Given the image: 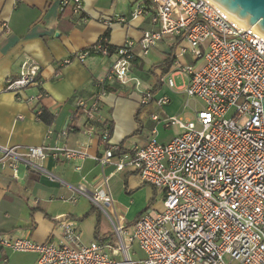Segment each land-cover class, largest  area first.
Listing matches in <instances>:
<instances>
[{
    "label": "built area",
    "instance_id": "built-area-1",
    "mask_svg": "<svg viewBox=\"0 0 264 264\" xmlns=\"http://www.w3.org/2000/svg\"><path fill=\"white\" fill-rule=\"evenodd\" d=\"M153 7V29L109 51L108 38L74 55L83 63L89 55L114 57L106 74L94 83V94L76 103L88 125L99 121L104 86L132 84L130 68L167 40L173 54L172 67L160 82L174 89L172 76L184 79L183 94L199 101L202 109L193 120L175 116L155 124L177 127L179 134L159 143L154 127L146 144L124 152L110 145L107 130L100 136L105 145L93 160L114 173L131 169L160 196L161 209L145 211L130 228L112 223L113 243L81 244L74 221L57 223L59 238L38 244L27 238L0 235V248L33 253L37 264H139L129 250L133 244L143 253V264H264V35L248 28L210 0H148ZM61 10L80 15L79 0H61ZM142 13L137 5L133 16ZM104 24L109 25L106 19ZM66 60L64 64H68ZM41 69L33 60L22 63L18 77L6 81L4 91L19 97L41 83ZM141 106L153 102L159 109L169 103L164 95L154 99L138 91ZM43 95L39 94L38 98ZM233 110L230 117L228 113ZM67 132L61 133L66 137ZM83 161L84 147H5L0 145V168L17 179L19 165L54 177L43 168L46 158ZM110 177V176H109ZM109 177L102 189L91 194L77 189L110 220L113 199Z\"/></svg>",
    "mask_w": 264,
    "mask_h": 264
},
{
    "label": "crops",
    "instance_id": "crops-1",
    "mask_svg": "<svg viewBox=\"0 0 264 264\" xmlns=\"http://www.w3.org/2000/svg\"><path fill=\"white\" fill-rule=\"evenodd\" d=\"M79 1L81 13L75 15L68 9L62 13L61 0H0V145L84 147L89 155L83 161L46 158L43 168L54 180L22 164L18 166L17 179L10 180L11 171L0 168V235L27 238L38 244L56 241L57 224L50 219L58 222L87 214L90 211L87 203L91 208L95 206L76 190L91 194L102 189L103 180L109 176L113 199L110 220L106 218L109 225L99 221L100 240H95L93 230L86 234L85 222L72 220L81 234V244L102 240L113 243L112 223L120 221L130 228L145 211L161 209L160 195L143 184L136 172L125 169L114 173L112 166L102 170L93 157L103 154L105 145L100 136L109 125L110 145H119L124 152L146 144L154 127L156 141L169 142L174 136L158 139L159 131L167 128L155 124L151 117L157 115L163 119L182 113L177 97L184 95V79L180 75L172 76L174 84V78L179 77L182 85L169 89L160 82V87L152 93L159 70L149 71L172 53L167 40L159 42L130 68V76L139 83L138 90L132 84H109L115 92L101 97L100 119L88 125L77 112L76 103L94 94L95 81L106 74L115 59L89 55L80 63L73 59L74 55L93 47L106 34L110 47L118 48L125 41H132L138 54L137 42L142 33L153 29L154 10L148 0ZM137 5L142 13L134 17ZM106 19L110 20L109 25L104 24ZM28 59L40 67L41 83L17 98L5 92L4 87L7 80L18 77L22 63ZM66 60L70 62L63 65ZM149 78H153V83ZM138 91H149L154 99L166 95L169 103L160 109L153 102L141 106ZM40 92L43 97L39 99ZM38 107L46 108L54 117L51 126L36 119L34 109ZM137 112L142 128L133 135L137 130ZM64 131L66 137L61 136ZM129 255L143 264L145 257L135 244ZM37 261V255H17L0 248V264H37Z\"/></svg>",
    "mask_w": 264,
    "mask_h": 264
},
{
    "label": "rangeland",
    "instance_id": "rangeland-1",
    "mask_svg": "<svg viewBox=\"0 0 264 264\" xmlns=\"http://www.w3.org/2000/svg\"><path fill=\"white\" fill-rule=\"evenodd\" d=\"M149 80L152 83L154 81L153 78H149ZM174 80H175V87H179L182 85L181 79L179 77H175ZM177 98H178V101L180 103V109L182 112L179 115L181 118L179 116H177L180 119H183L185 121L189 120V119L193 120L194 119V112L202 109V104L199 101L189 99L184 95H179ZM232 113H233V110H231L228 113L227 117H230L232 115ZM178 134H179V130L177 129V127L171 126L167 129L160 130L159 134H158L159 135L158 139L163 140L167 136L168 137L171 135L176 136ZM159 199H160V197H159ZM87 205H88V208L91 209V207L89 206L88 203H87ZM85 214L86 213H84L83 215L81 214L80 217H77V218L80 219ZM106 218L107 217L105 216V214L99 208H97V212L89 215L83 221H79V222L80 223L85 222L83 228L86 231V234L88 233V235H90L92 233V230L94 231V227H95L98 219H99L100 223L102 222L103 224H105L107 226L109 225ZM13 253L17 254V255H35L36 256V254H33V253H16V252H13Z\"/></svg>",
    "mask_w": 264,
    "mask_h": 264
},
{
    "label": "trees",
    "instance_id": "trees-1",
    "mask_svg": "<svg viewBox=\"0 0 264 264\" xmlns=\"http://www.w3.org/2000/svg\"><path fill=\"white\" fill-rule=\"evenodd\" d=\"M65 10H67V9H64L62 11V13ZM103 37H106L107 38L108 37V34H106ZM113 49L114 48H112V47L109 46V51H112ZM172 63H173V54L171 53L163 62L154 65L150 69L149 72H151V73H154V71L159 70V74H158V77L156 78L155 85H154V89L152 90V93H154L155 91H157V89L160 87V85H161L160 78L162 76L166 75L170 71V69L172 67ZM103 89H104L105 93H111V92L114 93L115 92L114 87H112L110 85H105ZM40 94H42V92H40ZM34 110H35L34 113H35V116H36V119L37 120L43 122L44 124H46L48 126H51L53 124L54 117L49 113V111L46 108H44V107H38V109H34ZM138 115H139V112H137L135 114V120L137 122V130H136V132L133 135H137L141 131V128H142V125H141V122L139 120V116ZM107 130H108V132L111 131V126L110 125H109V127H107ZM95 212H97V209L95 207H92L90 209V211L87 214H85L80 219L77 218V217H67V218H70L72 220H77V221H83L85 218H87L89 215H91V214H93ZM50 220H52L56 224L58 223V222H56L53 219H50ZM99 225H100V223H99V219H98L97 222H96V225L94 227V231H93V237H94L95 240H100V238L98 237V234H99Z\"/></svg>",
    "mask_w": 264,
    "mask_h": 264
},
{
    "label": "water",
    "instance_id": "water-1",
    "mask_svg": "<svg viewBox=\"0 0 264 264\" xmlns=\"http://www.w3.org/2000/svg\"><path fill=\"white\" fill-rule=\"evenodd\" d=\"M228 14L264 35V0H210Z\"/></svg>",
    "mask_w": 264,
    "mask_h": 264
},
{
    "label": "bare ground",
    "instance_id": "bare-ground-1",
    "mask_svg": "<svg viewBox=\"0 0 264 264\" xmlns=\"http://www.w3.org/2000/svg\"><path fill=\"white\" fill-rule=\"evenodd\" d=\"M242 24H244V23H242Z\"/></svg>",
    "mask_w": 264,
    "mask_h": 264
}]
</instances>
